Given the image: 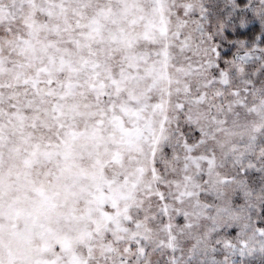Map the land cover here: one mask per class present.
<instances>
[{
  "label": "snow or ice",
  "instance_id": "snow-or-ice-1",
  "mask_svg": "<svg viewBox=\"0 0 264 264\" xmlns=\"http://www.w3.org/2000/svg\"><path fill=\"white\" fill-rule=\"evenodd\" d=\"M0 264H264V0H0Z\"/></svg>",
  "mask_w": 264,
  "mask_h": 264
}]
</instances>
